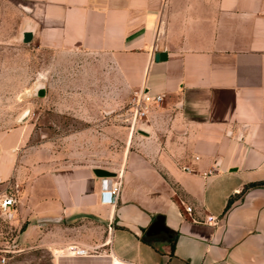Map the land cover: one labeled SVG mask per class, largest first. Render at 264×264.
Here are the masks:
<instances>
[{
    "label": "crops",
    "instance_id": "crops-1",
    "mask_svg": "<svg viewBox=\"0 0 264 264\" xmlns=\"http://www.w3.org/2000/svg\"><path fill=\"white\" fill-rule=\"evenodd\" d=\"M18 2L20 39L53 55L41 95L55 79L58 95L105 103L164 96L121 169H42L58 207L40 225L87 216L106 234L95 246L62 244L57 262H97L67 256L76 244L109 246L107 264H264V0ZM95 98L85 107H113ZM95 170L121 182L116 205L101 202ZM13 176L0 141V182Z\"/></svg>",
    "mask_w": 264,
    "mask_h": 264
},
{
    "label": "rangeland",
    "instance_id": "rangeland-1",
    "mask_svg": "<svg viewBox=\"0 0 264 264\" xmlns=\"http://www.w3.org/2000/svg\"><path fill=\"white\" fill-rule=\"evenodd\" d=\"M25 16L18 0H0V141L14 158L13 178L0 182V264L2 257L5 264H88L75 259L57 262L53 251L64 243H106L104 228L87 216L66 225L41 226L48 209L58 207L42 169H121L129 141L142 132L139 127L148 122L152 108L162 104L148 106L147 116L141 118L139 107L132 104L136 96L126 102L106 96L105 103L100 96L58 95L55 79L44 82V94H38L40 73L51 66L53 55L20 39ZM94 98L113 107H85ZM6 197L16 201L12 218L1 208ZM89 257H95L87 260L97 261L93 264L112 260L109 246L94 249Z\"/></svg>",
    "mask_w": 264,
    "mask_h": 264
},
{
    "label": "built area",
    "instance_id": "built-area-1",
    "mask_svg": "<svg viewBox=\"0 0 264 264\" xmlns=\"http://www.w3.org/2000/svg\"><path fill=\"white\" fill-rule=\"evenodd\" d=\"M164 102V96L159 95L157 97H150L148 93L141 92L133 100V107L138 108V115L143 118L148 114V106L150 105H161ZM190 171V169H185ZM111 178L103 179V186L101 192V202L109 205H116L119 200V195L121 191V182L120 181H111ZM16 207V201L13 198L6 197L2 204L1 208L3 212L7 215L8 218H12L14 215ZM66 255L71 257H89L91 255V250L78 246L76 244L68 245L66 248ZM6 258H1V263L5 264Z\"/></svg>",
    "mask_w": 264,
    "mask_h": 264
},
{
    "label": "water",
    "instance_id": "water-1",
    "mask_svg": "<svg viewBox=\"0 0 264 264\" xmlns=\"http://www.w3.org/2000/svg\"><path fill=\"white\" fill-rule=\"evenodd\" d=\"M165 56H166L165 54L157 53L156 56H155L156 62L164 61L165 58H166ZM38 94H40V90L38 91ZM95 173H96V175H98L101 178L114 176L112 173L107 172V171H103V170H95Z\"/></svg>",
    "mask_w": 264,
    "mask_h": 264
}]
</instances>
